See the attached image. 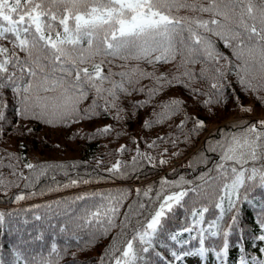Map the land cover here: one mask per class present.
<instances>
[{"label": "trees", "instance_id": "obj_1", "mask_svg": "<svg viewBox=\"0 0 264 264\" xmlns=\"http://www.w3.org/2000/svg\"><path fill=\"white\" fill-rule=\"evenodd\" d=\"M198 3L206 5L207 0H198ZM172 15L202 19L210 17L208 13L193 12L183 8L179 11L173 10ZM203 34L210 37L217 50L232 61L233 66L240 65L241 62L235 59L232 50L225 47L223 41L210 33ZM8 36V39L0 40V46L8 48L9 54L15 52L23 59L25 53L14 47L10 41L15 38L10 34ZM155 55L158 53H153L152 58ZM96 59L98 61L100 57ZM106 59L112 62H105L104 74L109 70L112 73L125 72L138 83H128V77L110 76L102 85L104 89L112 88L113 85L109 81H113L122 84L130 95L125 94L119 87L116 88V106L108 108L107 111H104L105 100L98 98L93 89H88L87 98L79 103L78 108L83 114V109L88 108L95 99L99 105L95 109L98 114L90 118L77 119L75 122L70 119L63 123L58 122L54 126L36 119H24L16 113L19 105L13 98L11 90H4L7 109L6 119L0 121V181H2L0 204L18 202L14 205H0V212L5 215V224L0 230V258L3 259L4 264H12L15 259L14 249L27 259H31L34 255L39 258V254L47 257L53 243L61 252L62 258L59 259L58 264H73V261L75 264H101L102 257L103 264H114L113 257L121 256L127 240L134 234L132 229L137 227V220L144 221L141 225L142 231L146 227L145 218H151L147 210L139 208L141 203L158 208L159 202L153 204L157 201V193H160V202H162L165 195L202 184V180L198 177L202 173H209V169L212 170L209 175L216 176L215 165L220 162V153L219 149L216 152L211 151L210 146L214 147L216 141L222 139V133L242 131L243 127L259 120L244 118L218 127L205 138L197 151L167 173L141 184L139 192L130 184H110L73 190L50 197H47L48 195L103 181L146 179L164 168L166 163L161 164L160 161H168L172 157H180L190 151L213 125L231 118L236 113L264 115V102L258 99L264 97V90L255 93L245 90L234 74L235 69L227 74L226 81H219L225 83L226 87L222 97H218L217 89L212 87L213 83H217L213 79L216 75L213 64L204 62L203 55L197 63L186 65L182 64L179 55L168 63L161 61L153 64H149L144 59L122 60L113 57ZM226 63L227 61L221 59L216 67ZM137 68L152 75L142 78L139 71L133 73V69ZM186 69L194 74L193 79L183 75ZM9 70L12 71L11 68ZM161 74L168 79L178 76L180 82L168 85L161 80L158 83L156 77ZM16 75L19 76L20 73L17 71ZM253 83H257V80H253ZM149 89L157 91L150 95ZM40 95H59V90L41 92ZM101 96L108 101L113 99L107 91L101 93ZM172 100L182 102L179 111L168 115L167 118H161L160 114L165 112L162 105ZM217 100L219 102H215ZM206 101L212 102L205 103ZM246 105H249L247 108L251 111L242 110ZM118 109L122 111L118 112ZM197 119L204 124L193 132ZM145 122H149L148 126ZM233 124L241 127L234 128ZM44 126L50 131L42 130ZM105 128H109V131L104 132ZM26 164L34 167L29 169L25 167ZM114 165H118V169L109 171ZM256 166L259 167V164ZM181 177L184 178V182H181L179 187L174 186L173 182L180 181ZM72 181L76 183L72 184ZM162 181L168 183L162 185ZM188 181L192 183L189 184ZM246 183L250 182L246 181ZM110 194L123 197L115 214L116 226L110 228L107 234H97L93 240L91 234L96 232L94 223L89 225L83 219L76 218L85 217L89 211H96V206L104 204L105 208L100 210L103 219V213L109 207V202L102 200L101 197ZM243 194L244 189H241L238 223L231 230L227 252L221 257L226 264H238L242 254L246 255L249 261L253 257L264 260V253L260 251L264 248V241L257 239L264 234L259 224V220L264 218L261 211L264 207V189L257 186L249 192L251 203L243 202ZM219 195L218 187L213 190L204 185L199 196L194 192H188L182 201L183 207L174 205L170 213L166 210V215L162 218L164 230L153 238V248L148 253L138 252V256H143L144 259H138L137 264H145V261L148 264H169L173 259L170 255L171 251L179 253L199 247L198 240H191L188 244L180 246L171 241L169 235L179 232L181 233L179 240H188L190 235H196V230L192 233L183 231L184 228L193 226L191 215L193 208L201 210L204 207L208 208L204 213V223L195 226V229H208L209 222L220 215V210L215 207L219 202ZM17 196L23 199L17 200ZM81 196L84 199H77ZM235 198L234 196L233 199ZM224 203L226 207L227 202ZM125 213H128L130 222L129 227L123 229L124 235H121L120 225L124 221ZM231 215L228 214L222 222L225 230L227 224L231 222ZM37 216L41 219L37 220ZM77 224L83 227L77 228ZM61 228H65L66 231L61 232ZM113 238H116L117 247L121 251L113 252L110 248ZM133 243L134 249L142 247L138 240ZM222 246V235L217 238L209 236L205 241L207 249L216 248L219 251ZM65 248L67 252H64ZM156 253H159V256ZM205 255L211 261L209 264H213L215 254L209 250ZM52 259H56L55 254Z\"/></svg>", "mask_w": 264, "mask_h": 264}, {"label": "snow or ice", "instance_id": "obj_2", "mask_svg": "<svg viewBox=\"0 0 264 264\" xmlns=\"http://www.w3.org/2000/svg\"><path fill=\"white\" fill-rule=\"evenodd\" d=\"M181 8L208 13L210 17L202 19L172 15L173 10L179 11ZM203 33H210L223 41L225 47L232 50L235 59L241 62L240 65L233 66L232 61L223 56L210 37ZM8 34L15 38L10 42L20 52L25 53V57L21 59L15 52L9 54L8 48L0 46V57H3L0 59V121L6 119L5 89L11 90L13 98L19 105L16 108L18 116L24 119H36L53 126L58 122L63 123L70 119L75 122L77 119H86L98 114L95 109L99 105L95 99L88 108L83 109V114L78 108L79 103L87 98L88 89H93L98 98L105 100L104 111L115 107L116 88L119 87L127 95L130 93L122 84L109 81L113 85L112 88L104 89L103 83L112 75L128 77V83H138V81H133L125 72L112 73L109 70L104 74L103 65L105 62H112L107 60V57L122 60L144 59L149 64H153L161 61L168 63L179 55L182 64L186 65L197 63L203 55L204 62L213 64L216 73L213 79L217 83H213L212 87L217 89L218 97H222L226 87L225 83L219 81H226L227 74L232 73L233 69L238 82L245 90H251L253 93L264 90V0H207L206 5L198 3V0L191 2L189 0H0V40L8 39ZM153 53L158 55L152 58ZM97 57H100L98 61ZM221 59L227 63L216 67ZM10 68L12 71L9 70ZM17 71L20 73L19 76L16 75ZM137 71L142 78L152 75L138 68L133 69V73ZM183 75L189 79L194 78V74L187 69ZM201 76H204L203 69ZM156 80L158 83L163 80L168 85L180 82L178 76L168 79L163 74L156 77ZM253 80H257V83L254 84ZM57 90L59 95H40L41 92L49 93ZM105 91L113 98L111 101L101 96ZM155 91L157 90L149 89L150 95ZM258 99L264 102V97ZM181 103L179 100H172L162 105L165 112L161 113L160 117L167 118L168 115L175 114L179 111ZM242 110L251 111L243 108ZM119 111L122 109H118ZM148 123L145 122L146 126ZM203 124V121L197 119L192 131L195 132L203 127ZM233 127L238 128L241 125L233 124ZM103 131L107 132L109 128ZM221 135L222 139L216 141L214 147L210 146L211 151L216 152L219 149L220 153V162L215 165L217 175H209L212 171L209 169V173H202L198 177L202 180V184L165 195L162 202H160V193H157V201L153 204L159 202L158 208L141 203L139 208L147 210L151 218H145L146 227L142 231L141 225L144 221L137 220V227L132 229L134 234L127 240L121 256L113 257L114 264H137L138 259L143 260L144 257L138 256V252L148 253L153 248V238L164 230L162 218L165 217L166 210L170 213L174 205L183 207L182 201L188 192H194L199 196L204 185L213 190L219 188V202L215 207L220 210V215L209 222L208 229H195L196 225L204 223V213L208 208L204 207L202 210L193 208L191 213L193 226L186 227L183 231L192 233L196 230V235H190L188 240H179L181 233L177 232L170 234L169 239L180 246L188 244L191 240H198L199 247L179 253L171 251L170 255L176 261H181L183 257L190 255L203 257L209 250L218 257L226 254L228 237L239 219L240 190L244 189L243 202L251 203L249 192L257 186L264 189V120L248 124L242 131ZM160 163L167 161L162 160ZM257 164L259 167L256 166ZM8 166L12 167V165ZM25 167L31 169L34 166L26 164ZM117 169L118 165H114L109 171ZM181 182H184L183 177L173 184L179 187ZM75 183L76 181H72V184ZM166 183L168 182L162 181V185ZM16 199L23 197L17 196ZM101 199L109 202V207L103 213V219L100 210L105 208L104 204L96 206V211H89L85 217L76 218L83 219L89 225L94 223L96 232L91 234L93 240L97 234H107L110 228L116 226L115 214L123 197L110 194ZM261 211L264 215V207ZM230 213L231 222L227 224L225 230L222 222ZM36 219L39 220L41 217L37 216ZM129 222L130 217L125 213L124 221L120 225L121 235H124L123 229L129 227ZM4 224L5 215L0 212V230L3 229ZM259 224L264 230V218L259 220ZM76 227L81 228L83 225L77 224ZM60 231L64 232L66 229L61 228ZM221 235L223 246L219 251L216 248L205 247V241L209 236L217 238ZM257 239L264 241V234ZM137 240L142 247L134 249L133 242ZM110 248L113 252L121 251L117 247L116 238H113ZM260 251L264 253V248ZM64 252H67V248ZM53 254L55 260L52 259ZM13 255L15 259L12 264H58L59 259L62 258L55 243L51 245L47 257L39 254V258L34 255L31 259H27L15 249ZM156 255L159 256V253ZM103 259L102 257L101 264ZM0 264H4L2 258ZM145 264L148 262L145 261ZM220 264L224 262L221 260ZM238 264H264V260L253 257L249 261L241 256Z\"/></svg>", "mask_w": 264, "mask_h": 264}, {"label": "rangeland", "instance_id": "obj_3", "mask_svg": "<svg viewBox=\"0 0 264 264\" xmlns=\"http://www.w3.org/2000/svg\"><path fill=\"white\" fill-rule=\"evenodd\" d=\"M249 105H246V106H244V109H248L247 107H248ZM255 118H260V116H258V115H256V116H254ZM230 119H225V120H223V121H221L220 122V124H224L226 121H229ZM256 120H261V119H256ZM216 125V124H215ZM214 126V125H213ZM212 126V127H213ZM42 130H44V131H50L49 130V128L47 129L45 126L43 127V129ZM54 155H56L55 153H53ZM53 155V156H54ZM195 261V259L194 258H191V260L189 261L190 262V264L191 263H193Z\"/></svg>", "mask_w": 264, "mask_h": 264}]
</instances>
